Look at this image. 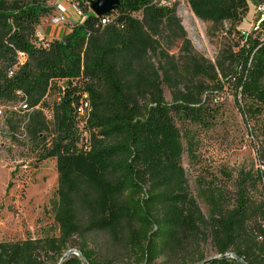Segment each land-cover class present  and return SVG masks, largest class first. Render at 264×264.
<instances>
[{"label":"trees","instance_id":"trees-1","mask_svg":"<svg viewBox=\"0 0 264 264\" xmlns=\"http://www.w3.org/2000/svg\"><path fill=\"white\" fill-rule=\"evenodd\" d=\"M51 1L0 0V109L13 138L20 132L37 161L55 162L58 236L1 242L0 264H58L70 249L88 264H201L207 240L217 255L207 264H242L226 254L264 264V149L240 178L235 206L209 195L204 216L178 128L213 120L204 100L225 87L245 116L263 115L264 22L245 37L237 27L250 0H186L209 36L236 37L214 61L156 0H116L101 16L89 12L94 0H76L78 22L40 42ZM254 183L258 203L246 195ZM61 264L82 263L69 255Z\"/></svg>","mask_w":264,"mask_h":264},{"label":"rangeland","instance_id":"rangeland-1","mask_svg":"<svg viewBox=\"0 0 264 264\" xmlns=\"http://www.w3.org/2000/svg\"><path fill=\"white\" fill-rule=\"evenodd\" d=\"M156 1L175 9L192 47L209 61H214L222 44L230 46L236 39L221 33L209 36L208 25L192 14L186 0ZM249 2L247 14L237 26L241 30L252 28L261 16L259 2ZM51 5L54 11L40 23L38 30L41 33L51 27L50 18L61 15L60 10L65 7L71 13L74 10L66 0H52ZM67 13H63L65 18ZM70 26L66 19L56 27ZM164 98L170 103V94L165 88ZM51 99H48L49 103H52ZM204 101L207 114L212 113L213 120L208 116L204 125L182 123L178 128L183 145L191 150L190 155L184 154L181 159L190 194L201 213L208 216L206 198L209 195L220 194L224 208L232 209L238 198L240 178L258 168L257 151L264 149V113L257 119L245 116L235 95L226 87ZM1 114L0 109V243L57 237L52 210L57 191L55 162L50 159L37 161L34 153L25 146L21 133L13 138L11 131L3 127ZM246 185L247 197L258 203L261 186L258 183ZM202 250L205 260L217 257L209 240L202 245Z\"/></svg>","mask_w":264,"mask_h":264},{"label":"built area","instance_id":"built-area-1","mask_svg":"<svg viewBox=\"0 0 264 264\" xmlns=\"http://www.w3.org/2000/svg\"><path fill=\"white\" fill-rule=\"evenodd\" d=\"M66 2L73 6V8H74L73 14L78 19H80L82 17V12L80 9L77 8L76 0H66ZM258 10L261 12V16L259 17L260 19L257 18L258 20L256 21V25H254L252 28L247 29V30H243L241 32V35L243 37L247 36L250 33H254L255 31H258L261 28V24L264 22V5L260 4V8ZM49 22H50L51 27H56V26H58L64 22H66V18L64 16V14H61L59 17L50 18ZM101 23L105 24V21H102ZM36 37H37L38 41H40V42H43L46 40L45 37L43 36V34L40 32V30L37 31ZM22 108L25 109V106H23ZM80 114L81 115L83 114L82 109L80 110Z\"/></svg>","mask_w":264,"mask_h":264},{"label":"water","instance_id":"water-1","mask_svg":"<svg viewBox=\"0 0 264 264\" xmlns=\"http://www.w3.org/2000/svg\"><path fill=\"white\" fill-rule=\"evenodd\" d=\"M115 3H116V0H94L93 2L89 4V10L96 16H101L107 13L108 11H110L115 5ZM69 255H75L76 257H78V259L81 261L82 264H88L83 258V256L77 251L66 252L63 255V257L60 259L58 264H61ZM221 258H233L237 260L238 262L244 264L242 260L239 257L235 256L234 254H226L222 256ZM210 260H206L202 262L201 264H207L210 262Z\"/></svg>","mask_w":264,"mask_h":264},{"label":"crops","instance_id":"crops-1","mask_svg":"<svg viewBox=\"0 0 264 264\" xmlns=\"http://www.w3.org/2000/svg\"><path fill=\"white\" fill-rule=\"evenodd\" d=\"M64 11V12H63ZM65 12L67 13V21L68 23L72 26L73 24H75L76 22H78V18L69 11L68 7H65V9H62L59 11V13L61 14H65ZM76 18V19H74ZM70 26V27H71ZM70 27H50L49 29H46L45 32H42L43 36L45 37L46 40H58L60 38H62L65 34H67L70 30Z\"/></svg>","mask_w":264,"mask_h":264}]
</instances>
